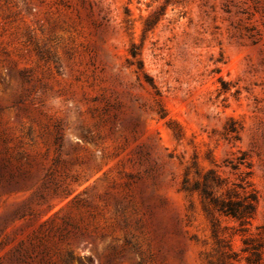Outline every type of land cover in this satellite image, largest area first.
<instances>
[{
    "label": "rangeland",
    "instance_id": "374dc122",
    "mask_svg": "<svg viewBox=\"0 0 264 264\" xmlns=\"http://www.w3.org/2000/svg\"><path fill=\"white\" fill-rule=\"evenodd\" d=\"M187 168L264 262V0H0V264H205Z\"/></svg>",
    "mask_w": 264,
    "mask_h": 264
},
{
    "label": "trees",
    "instance_id": "16d2710c",
    "mask_svg": "<svg viewBox=\"0 0 264 264\" xmlns=\"http://www.w3.org/2000/svg\"><path fill=\"white\" fill-rule=\"evenodd\" d=\"M163 8V6H161ZM154 17V21L148 18L147 27L153 28L161 16ZM133 45L131 56L132 64L138 63L139 68H143L141 60L138 59L139 52ZM195 166V163H194ZM197 177L190 180V170L187 168L182 185V191L188 194L198 193L205 216L210 225L211 238L216 245V254L206 253L205 264H239L240 259L237 252L232 249L230 240L223 237L226 226H222L221 217H229L239 222L240 226H245L255 217L258 197L253 189L247 186H239L240 191L231 188L222 191L223 179L214 170H209L202 174L197 172ZM252 238L247 237L243 240V252L247 253V264H264L262 259V246L250 245Z\"/></svg>",
    "mask_w": 264,
    "mask_h": 264
}]
</instances>
